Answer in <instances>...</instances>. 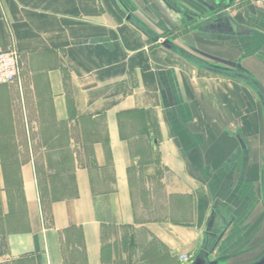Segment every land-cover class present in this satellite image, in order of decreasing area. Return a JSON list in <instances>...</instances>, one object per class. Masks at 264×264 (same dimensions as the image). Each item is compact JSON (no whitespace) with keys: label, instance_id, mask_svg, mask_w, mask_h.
Instances as JSON below:
<instances>
[{"label":"crops","instance_id":"crops-1","mask_svg":"<svg viewBox=\"0 0 264 264\" xmlns=\"http://www.w3.org/2000/svg\"><path fill=\"white\" fill-rule=\"evenodd\" d=\"M118 2L130 19L109 0H0V51L23 63L19 86L0 85V264H188L225 200L244 207L210 257L254 261V94L148 37L175 28L163 0Z\"/></svg>","mask_w":264,"mask_h":264},{"label":"flooded vegetation","instance_id":"flooded-vegetation-1","mask_svg":"<svg viewBox=\"0 0 264 264\" xmlns=\"http://www.w3.org/2000/svg\"><path fill=\"white\" fill-rule=\"evenodd\" d=\"M163 1L168 9L173 10L176 14L173 17L175 28L173 30V28L164 27L158 33L149 31L148 37L161 44L164 42L165 47L174 50L175 53L192 65L243 82L254 94L262 117L261 170L256 191L264 206V65L259 67L257 62H249L264 61V10L256 9L250 12L246 9L249 5L244 3V0H240L241 2H237V0H191V3H187L186 0ZM238 4L241 5L242 9L240 10L239 7L238 10L242 12L240 15H233L231 10ZM177 28L181 29L177 30ZM180 31H190L209 42L212 41L213 37L222 38V55L210 51L215 50L211 45L210 47L206 46L205 49L195 44H184L178 40ZM205 54L222 58L227 62L217 61ZM244 145L243 150L240 145L242 173L245 172L249 159V149L245 141ZM254 195L250 194L246 196V199H253ZM246 199L244 204H247L248 200ZM229 203L228 200L215 202L213 210L215 218L212 222L209 221L210 219L208 220L205 239L199 253L196 255L205 260L204 264H221L218 259H212L210 255L223 235L224 228L234 218L232 213L240 208L238 206L236 209H231ZM259 245L262 246L263 251L254 261L259 260L264 255V241L262 240ZM222 264L228 263L222 262Z\"/></svg>","mask_w":264,"mask_h":264},{"label":"built area","instance_id":"built-area-1","mask_svg":"<svg viewBox=\"0 0 264 264\" xmlns=\"http://www.w3.org/2000/svg\"><path fill=\"white\" fill-rule=\"evenodd\" d=\"M23 63L20 54L15 49L0 51V85H20ZM181 260L190 263L192 260L189 256L183 254Z\"/></svg>","mask_w":264,"mask_h":264},{"label":"rangeland","instance_id":"rangeland-1","mask_svg":"<svg viewBox=\"0 0 264 264\" xmlns=\"http://www.w3.org/2000/svg\"><path fill=\"white\" fill-rule=\"evenodd\" d=\"M241 1L237 0V2H241ZM244 1H245L244 3L249 5L248 8H246V9L250 10V12H253L256 9L264 10V0H244ZM239 7H240V10H242L240 4L236 5L231 10L233 15L234 14H236V15H240L241 14L242 11L238 10ZM248 10H247V12H248ZM174 14L175 13H173V15H172L173 17L176 16V14L175 15ZM251 22H253V21H251ZM180 29L181 28H177V30H180ZM173 30H174V28H173ZM188 32H190V31H188ZM178 34L180 35V38L178 40L182 41L184 44H187V43L188 44H195L196 46H199V47H202V48H205V49L207 48L206 46L210 47V45H211V47H214L215 49L217 48L215 44L202 39L201 37H199L198 35H195L194 33H191L190 37L188 36L189 34L186 35V31H180ZM208 50H210V48H208ZM215 51L216 52L220 51V49H217ZM215 51H213V52H215ZM219 54H220V52H219ZM139 195H140V193L138 191L137 194H136V201L137 202H140V198L141 197H139ZM143 216H145V215H143ZM148 216L149 217H153V216H157V215H151L150 214ZM262 235H264V232H262ZM219 262L222 264V262H224V258H220Z\"/></svg>","mask_w":264,"mask_h":264},{"label":"water","instance_id":"water-1","mask_svg":"<svg viewBox=\"0 0 264 264\" xmlns=\"http://www.w3.org/2000/svg\"><path fill=\"white\" fill-rule=\"evenodd\" d=\"M111 6L113 7V9L121 16V17H124L126 19H130L131 18V14H129L118 2V0H109ZM162 45H165V43L163 42ZM217 61H220V62H227L226 60L222 59V58H219V57H215V56H212V55H209V54H205ZM238 138V141L241 145V148L242 150L245 148V145H244V141L243 139H241L239 136H237ZM241 213V208L237 211H234L233 216L232 217H237L239 216ZM214 214L212 213L211 214V217H210V222H212L214 220ZM208 229V228H207ZM227 257V256H226ZM221 258H224V257H221ZM220 258H218L219 260ZM205 263V260L203 258H201L200 256H196L189 264H204ZM215 263V262H214ZM250 264H264V255L257 261H254Z\"/></svg>","mask_w":264,"mask_h":264},{"label":"trees","instance_id":"trees-1","mask_svg":"<svg viewBox=\"0 0 264 264\" xmlns=\"http://www.w3.org/2000/svg\"><path fill=\"white\" fill-rule=\"evenodd\" d=\"M56 198V197H53V199Z\"/></svg>","mask_w":264,"mask_h":264}]
</instances>
